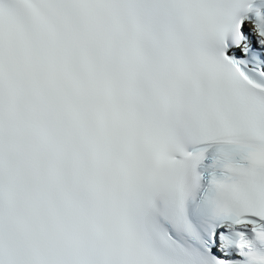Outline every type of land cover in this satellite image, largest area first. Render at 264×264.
<instances>
[{"label": "snow or ice", "instance_id": "obj_1", "mask_svg": "<svg viewBox=\"0 0 264 264\" xmlns=\"http://www.w3.org/2000/svg\"><path fill=\"white\" fill-rule=\"evenodd\" d=\"M0 264H264V0H0Z\"/></svg>", "mask_w": 264, "mask_h": 264}]
</instances>
